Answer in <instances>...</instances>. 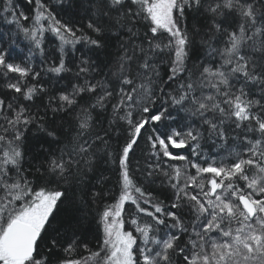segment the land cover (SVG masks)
Instances as JSON below:
<instances>
[{
  "label": "snow or ice",
  "instance_id": "obj_1",
  "mask_svg": "<svg viewBox=\"0 0 264 264\" xmlns=\"http://www.w3.org/2000/svg\"><path fill=\"white\" fill-rule=\"evenodd\" d=\"M0 264H264V0H0Z\"/></svg>",
  "mask_w": 264,
  "mask_h": 264
}]
</instances>
